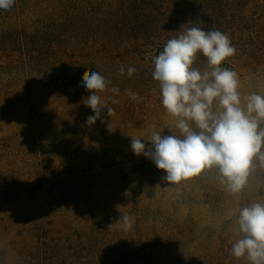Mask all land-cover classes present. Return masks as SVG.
I'll list each match as a JSON object with an SVG mask.
<instances>
[{"label":"rangeland","instance_id":"374dc122","mask_svg":"<svg viewBox=\"0 0 264 264\" xmlns=\"http://www.w3.org/2000/svg\"><path fill=\"white\" fill-rule=\"evenodd\" d=\"M183 25L225 33L236 52L221 67L237 73L242 103L264 96V0H15L0 8V264H251L230 253L239 209L264 203L258 160L233 195L215 169L167 185L131 148L132 137L147 144L153 131L180 136L152 73L153 57ZM193 67L205 69L202 53ZM85 71L104 77L97 94L115 112L104 109L93 125ZM122 215L132 229H109Z\"/></svg>","mask_w":264,"mask_h":264},{"label":"clouds","instance_id":"9594fccd","mask_svg":"<svg viewBox=\"0 0 264 264\" xmlns=\"http://www.w3.org/2000/svg\"><path fill=\"white\" fill-rule=\"evenodd\" d=\"M15 0H0V8L9 9ZM169 39L163 50L153 57V79L159 82L162 105L176 120L180 136L162 135L153 131L150 139H131V148L137 156L149 159L161 170L162 182L179 184L206 170L215 169L220 181L230 194L241 193L249 183L254 160L264 167V96L251 93L242 103L237 73L221 67L235 55L236 49L229 37L220 30L205 31L192 26ZM206 58L203 71L193 67L198 54ZM136 71L127 69L129 77ZM124 74V68H120ZM90 95L83 100L93 115L87 123L93 125L104 109L109 118L115 115L106 108L99 95L106 87L103 76L85 71L81 81ZM118 93V88H113ZM135 100L137 94L129 93ZM118 101H113L117 103ZM111 132V123L108 125ZM155 187H160L157 184ZM122 224L132 229L131 218L122 215L109 229ZM238 231L240 238L233 244L231 255L246 257L251 264H264V203H251L239 209Z\"/></svg>","mask_w":264,"mask_h":264},{"label":"trees","instance_id":"16d2710c","mask_svg":"<svg viewBox=\"0 0 264 264\" xmlns=\"http://www.w3.org/2000/svg\"><path fill=\"white\" fill-rule=\"evenodd\" d=\"M252 58H253V57H250V58H247V59H245V60H246V62H249Z\"/></svg>","mask_w":264,"mask_h":264}]
</instances>
